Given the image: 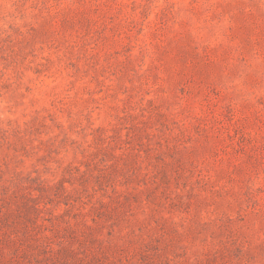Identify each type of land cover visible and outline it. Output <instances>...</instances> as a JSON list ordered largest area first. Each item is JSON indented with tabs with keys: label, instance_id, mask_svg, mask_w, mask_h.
Segmentation results:
<instances>
[{
	"label": "rangeland",
	"instance_id": "rangeland-1",
	"mask_svg": "<svg viewBox=\"0 0 264 264\" xmlns=\"http://www.w3.org/2000/svg\"><path fill=\"white\" fill-rule=\"evenodd\" d=\"M0 264H264V0H0Z\"/></svg>",
	"mask_w": 264,
	"mask_h": 264
}]
</instances>
